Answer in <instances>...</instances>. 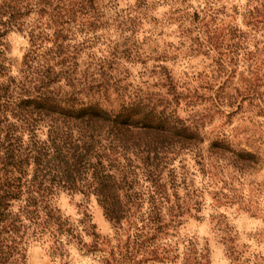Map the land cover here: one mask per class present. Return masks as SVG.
<instances>
[{
  "label": "rangeland",
  "instance_id": "374dc122",
  "mask_svg": "<svg viewBox=\"0 0 264 264\" xmlns=\"http://www.w3.org/2000/svg\"><path fill=\"white\" fill-rule=\"evenodd\" d=\"M249 1L96 0L95 15L71 33L80 73L103 64V77H112L106 105L144 95L195 128L203 141L197 148L174 149L159 166L157 187L145 180L144 164L135 163L142 195L134 216L120 225L110 221L95 194L58 189L52 202L65 227H73L59 238L49 231L45 208L49 118L32 105H19L37 95L39 79H49V32L34 14L25 29L1 39L0 162L7 151L18 153L21 181L0 216V241L10 246L0 264H101L128 241L139 242L131 250L136 264H264V105L258 94L229 103L232 86L224 88L229 81L258 82L264 75V51L253 47L264 46V32L257 42L232 45L233 26L253 32L245 25L252 17ZM253 17L263 21L258 25L264 31V11ZM83 35L89 37L85 44ZM165 73L173 86L165 85ZM216 142L225 148H215ZM155 192L165 226L148 231ZM86 223L94 225L89 230L95 235L86 232ZM143 224L146 235L139 241Z\"/></svg>",
  "mask_w": 264,
  "mask_h": 264
},
{
  "label": "trees",
  "instance_id": "16d2710c",
  "mask_svg": "<svg viewBox=\"0 0 264 264\" xmlns=\"http://www.w3.org/2000/svg\"><path fill=\"white\" fill-rule=\"evenodd\" d=\"M245 7L252 15L245 25L256 34L233 26L231 40L236 47L241 43L252 44L250 40L259 41V32H264L258 25H263V21L253 17L264 11V0H250ZM97 9L96 0H0V42L13 29H25L34 14L39 16L43 29L49 32V79H39L41 85L37 95L22 99L19 105H32L49 118V147L44 152L46 174H49V184L45 185V190L49 191V204L45 208L49 210L46 213L49 216V231L56 238L62 237L65 232L71 235L73 230L71 226L70 229L65 227L67 220L52 202L58 189L95 194L110 221L115 226L120 225L123 220L128 221L134 216L142 195L137 187L138 173L135 168L138 165L135 163L140 161L144 164L148 175L145 180H150L151 186L157 187L159 166L169 159L174 149L185 145L197 148L198 143L203 141L195 128L165 109H159L157 103L149 101L144 95L129 96L128 101L117 107L104 103L103 96H107L112 77L109 81L103 77V72H100L103 64L85 75L80 73V61L73 50L77 46L72 44L77 39L71 35L72 30L77 29L79 23L84 24L85 18L93 17ZM247 35L251 39L248 40ZM260 35L264 37L263 33ZM30 36L31 41H35L33 30ZM83 36L81 44L89 38L88 35ZM253 47L256 52L264 51V46L254 44ZM51 61L54 62L52 65ZM251 64L256 69V61ZM2 65L0 60V69ZM263 76L258 82L252 77L247 82H242L241 78L229 81L224 86H232L227 94L229 103L258 94L264 105V91H258L260 87L264 88ZM166 78L169 82L165 85L173 86L171 77L166 75ZM1 92L0 84V97L3 96ZM214 147L225 148L221 142H216ZM7 153V158L0 162V216L11 205L9 200L15 198L21 181L20 160L16 159L19 154L13 150ZM29 192L30 198L35 200L33 191ZM157 194L150 195L153 199L150 208L155 215L147 224L148 231L165 226L159 206L162 200L155 199ZM177 209H180V204ZM84 219H88L87 214ZM84 229L88 234L95 235L89 230L94 229V225L86 223ZM137 229L140 232L136 240L140 241V237L146 235V228L143 224ZM144 241L146 245L149 242L148 239ZM138 243L128 241L123 248L118 245L117 252H113L111 257H103L101 264H136L131 250ZM86 246L87 243H84L83 247ZM152 246L151 251L159 258L157 245L153 243ZM6 248L10 246L0 241V262L9 256Z\"/></svg>",
  "mask_w": 264,
  "mask_h": 264
}]
</instances>
